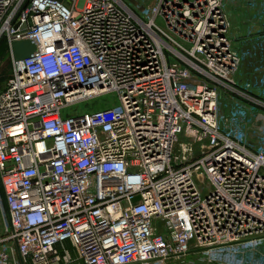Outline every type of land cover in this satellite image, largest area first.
Wrapping results in <instances>:
<instances>
[{
  "label": "built area",
  "instance_id": "1",
  "mask_svg": "<svg viewBox=\"0 0 264 264\" xmlns=\"http://www.w3.org/2000/svg\"><path fill=\"white\" fill-rule=\"evenodd\" d=\"M240 1L0 0V264H264V96L240 51L264 32L240 33Z\"/></svg>",
  "mask_w": 264,
  "mask_h": 264
},
{
  "label": "crops",
  "instance_id": "2",
  "mask_svg": "<svg viewBox=\"0 0 264 264\" xmlns=\"http://www.w3.org/2000/svg\"><path fill=\"white\" fill-rule=\"evenodd\" d=\"M250 4L251 2L249 3L247 0L236 3L233 14L236 23H238V29L240 33H245L249 29L255 33H262L264 32V6L257 4L256 6H252ZM260 9L262 15H258L261 13ZM254 17H257V19L252 21ZM0 48H4L3 55L6 56L9 52L8 45L3 43ZM240 51L243 55L241 79L251 83L254 89L264 96V36L243 44L240 46ZM11 75L12 73L10 77ZM68 246H70L71 252L75 253V250L69 243Z\"/></svg>",
  "mask_w": 264,
  "mask_h": 264
},
{
  "label": "rangeland",
  "instance_id": "3",
  "mask_svg": "<svg viewBox=\"0 0 264 264\" xmlns=\"http://www.w3.org/2000/svg\"><path fill=\"white\" fill-rule=\"evenodd\" d=\"M3 51L4 48H0V90L4 89L7 86L10 74L13 72L10 50L6 56L3 55ZM96 100L97 101H95L92 105H90L91 103L88 102H80L74 107L67 108L65 110V113H82L86 110H96L107 106L108 104L116 105L118 103L117 94L115 93L106 94L102 98H98ZM7 219V212L3 201L2 190L0 187V236L5 234Z\"/></svg>",
  "mask_w": 264,
  "mask_h": 264
},
{
  "label": "water",
  "instance_id": "4",
  "mask_svg": "<svg viewBox=\"0 0 264 264\" xmlns=\"http://www.w3.org/2000/svg\"><path fill=\"white\" fill-rule=\"evenodd\" d=\"M35 49H36V45L30 39L17 40L13 43L14 55L15 58L18 60L31 57Z\"/></svg>",
  "mask_w": 264,
  "mask_h": 264
}]
</instances>
